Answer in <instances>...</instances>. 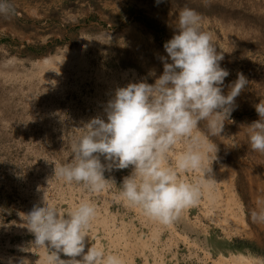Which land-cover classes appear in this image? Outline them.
Segmentation results:
<instances>
[{
	"label": "rangeland",
	"instance_id": "rangeland-1",
	"mask_svg": "<svg viewBox=\"0 0 264 264\" xmlns=\"http://www.w3.org/2000/svg\"><path fill=\"white\" fill-rule=\"evenodd\" d=\"M16 14L0 16V264H48L52 250L37 247L26 215L47 201L65 213L95 205L86 238L122 264H264V153L253 151L250 126L264 100V0H10ZM188 7L212 36L229 71L248 81L220 135L206 154L198 202L169 224L148 217L119 196L128 169L106 171L100 192L55 178L70 164L72 144L91 119L106 120L115 90L154 84L159 59ZM169 62H171L169 60ZM198 130L207 135L206 122ZM186 150L181 140L168 154L171 166ZM101 162L106 163L101 157ZM196 183L204 172H181ZM50 181V182H49ZM61 259H69L60 254Z\"/></svg>",
	"mask_w": 264,
	"mask_h": 264
},
{
	"label": "clouds",
	"instance_id": "clouds-1",
	"mask_svg": "<svg viewBox=\"0 0 264 264\" xmlns=\"http://www.w3.org/2000/svg\"><path fill=\"white\" fill-rule=\"evenodd\" d=\"M15 14L10 0H0V16ZM200 20L188 7L179 12L176 31L164 44L167 56L159 57L162 75L154 84L142 80L117 88L105 108L106 120L96 117L84 125L86 133L72 144L71 163L55 165V178L100 192L111 181L105 179L106 171L131 166L119 196L165 225L198 202L202 184L210 182L205 179L206 154L216 150L209 137L221 134L235 99L248 84L238 73L224 94L230 73L220 66L223 55L213 46L211 34L201 30ZM254 107L260 119L248 126L249 141L253 151L264 153V100ZM201 121L206 122L207 135L198 130ZM181 140L186 150L173 165H166L168 154ZM181 172H204V179L186 182L178 178ZM95 215L91 202L65 213L44 197L43 206L35 205L26 215V225L37 247L52 250L48 264H122L118 255L93 243L85 250ZM250 218L264 223V209L251 211ZM61 253L69 259H61ZM26 262L21 258L20 264Z\"/></svg>",
	"mask_w": 264,
	"mask_h": 264
}]
</instances>
